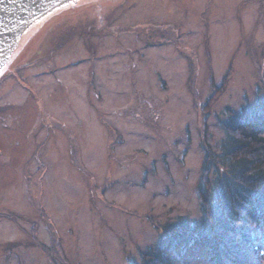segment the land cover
I'll return each instance as SVG.
<instances>
[{
    "label": "rangeland",
    "instance_id": "374dc122",
    "mask_svg": "<svg viewBox=\"0 0 264 264\" xmlns=\"http://www.w3.org/2000/svg\"><path fill=\"white\" fill-rule=\"evenodd\" d=\"M25 44L0 79V264H145L264 103V0H84ZM187 247L171 264H212Z\"/></svg>",
    "mask_w": 264,
    "mask_h": 264
},
{
    "label": "trees",
    "instance_id": "16d2710c",
    "mask_svg": "<svg viewBox=\"0 0 264 264\" xmlns=\"http://www.w3.org/2000/svg\"><path fill=\"white\" fill-rule=\"evenodd\" d=\"M231 121L223 125L228 138L222 155L207 150L199 189L203 217L163 226L156 248L143 254L145 264H171L172 252L187 246L206 250L212 264H264V103L257 110L245 108ZM213 160L218 164L214 185Z\"/></svg>",
    "mask_w": 264,
    "mask_h": 264
},
{
    "label": "water",
    "instance_id": "95a60500",
    "mask_svg": "<svg viewBox=\"0 0 264 264\" xmlns=\"http://www.w3.org/2000/svg\"><path fill=\"white\" fill-rule=\"evenodd\" d=\"M75 1L77 0H0V75L29 29L55 10Z\"/></svg>",
    "mask_w": 264,
    "mask_h": 264
},
{
    "label": "flooded vegetation",
    "instance_id": "af4514ba",
    "mask_svg": "<svg viewBox=\"0 0 264 264\" xmlns=\"http://www.w3.org/2000/svg\"><path fill=\"white\" fill-rule=\"evenodd\" d=\"M84 1V0H83ZM74 4H79L78 0L75 1L74 3L70 4V5H74ZM68 7V6H67ZM60 10H58L57 12H59ZM57 12H53L51 13L50 15H48L47 17H45L43 20H41L39 23L35 24L31 29H29L27 31V33L23 36L24 40H23V43L22 45H20L17 49V51L15 52L14 56L12 57V59L10 60V62L8 63V65L5 67L4 71L2 72V74L0 75V79L2 78V76L4 75L5 72H7V68L9 67V65H11V63H13V61L18 57V55L22 52V49L24 47L25 42L26 40L29 38V36H32L33 35V32L38 30L43 24H44V21L45 20H48L50 18H52L53 16L57 15L58 13ZM7 70V71H6ZM49 129H51V126L47 127ZM50 136L47 137V139L45 140V143L48 142ZM38 149L41 147V144L37 146ZM0 152H1V149H0Z\"/></svg>",
    "mask_w": 264,
    "mask_h": 264
},
{
    "label": "bare ground",
    "instance_id": "6f19581e",
    "mask_svg": "<svg viewBox=\"0 0 264 264\" xmlns=\"http://www.w3.org/2000/svg\"><path fill=\"white\" fill-rule=\"evenodd\" d=\"M58 10H59V9L55 10L54 12H57ZM23 36H24V35H23ZM23 40H24V38L22 37L19 46L22 45V44H24V43H23Z\"/></svg>",
    "mask_w": 264,
    "mask_h": 264
}]
</instances>
